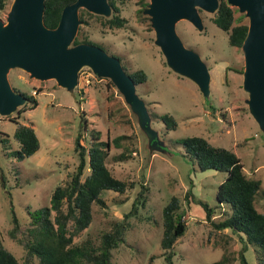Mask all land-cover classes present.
<instances>
[{
    "label": "rangeland",
    "instance_id": "rangeland-1",
    "mask_svg": "<svg viewBox=\"0 0 264 264\" xmlns=\"http://www.w3.org/2000/svg\"><path fill=\"white\" fill-rule=\"evenodd\" d=\"M11 1L0 14L2 19ZM148 1H118L120 15L126 18L121 27L110 28L104 23V18L111 14L96 16L83 12L77 33L116 55L126 72L142 68L147 73V80L136 84V92L149 110L151 127L164 141L163 151L151 150L147 133L114 83L97 76L88 66L79 70L78 84L71 91L59 86L55 79L39 80L18 67L8 72L12 87L34 94L38 101L34 108L16 117L33 126L39 138L40 147L33 154L20 160L10 154L19 145L13 137L16 111L3 115L0 123V241L19 261H23L25 249L8 234L12 226L11 210L24 227L29 220L28 208L49 204L54 187L67 184L77 166L75 137L80 134L81 142L88 146L91 130L100 131L101 139L125 137L120 146L111 142L106 164L115 176L136 184L125 193L105 191L104 204H92V219L74 237V243L99 245L102 233L130 210L138 183L148 187L145 205L128 218L125 241L111 250L109 264H164L160 246L162 206L171 195H177L186 207L184 193L189 187V177L193 179L197 198L209 205L218 202L216 190L225 172L213 168L201 170L192 165L177 138L201 135L214 145L233 150L244 171L261 179L255 206L264 211V131L245 101L248 93L242 84L241 46L229 44L226 31L211 20L214 12L198 8L203 20L201 30L187 19L177 21L175 29L184 45L197 51L208 66L210 90L204 96L192 79L166 64L154 42L149 16L143 12ZM233 8L236 18L243 15V21L248 22L243 12ZM37 88L40 90L36 93ZM163 113L174 116L177 121L174 129L167 128L160 119ZM197 206L193 205L184 215L187 229L174 245L175 264H209L224 255L231 264H238L237 251L242 245L238 235L229 229L210 231L209 223L196 211ZM220 209L216 208V216ZM254 248L248 244L245 251L249 264H257Z\"/></svg>",
    "mask_w": 264,
    "mask_h": 264
},
{
    "label": "trees",
    "instance_id": "trees-1",
    "mask_svg": "<svg viewBox=\"0 0 264 264\" xmlns=\"http://www.w3.org/2000/svg\"><path fill=\"white\" fill-rule=\"evenodd\" d=\"M74 0H45L43 20L46 26L55 27L59 21L62 8ZM125 0H108L112 13L105 17L104 23L112 27H121L126 18L120 15L117 2ZM8 0H0V14L5 9ZM143 5L145 3L143 2ZM83 12L94 14L84 8L79 9V17L83 20ZM211 20L222 30L226 31L230 45L241 46L247 33L248 24L243 21V15L234 16V8L226 0H219L216 11ZM95 43L78 33L73 44L78 42ZM101 45V44H100ZM134 82L147 80V73L138 68L129 72ZM21 91L26 100L16 109V126L13 137L18 147L10 154L20 160L36 152L40 147L39 138L33 126L16 119L23 111L34 108L38 101L34 94ZM40 89H36L37 93ZM167 128L174 129L177 121L173 115L163 113L159 115ZM85 126V123H84ZM123 135L109 139H101L100 131L91 130V141L88 146L81 142L80 134L75 137L74 150L78 162L72 172L69 182L65 185L57 184L50 194L49 204L28 208V223L22 227L14 210H11L12 226L8 230L9 236L21 244L25 251L23 261L7 249L0 241V264H109L112 249L125 241V230L129 227L130 216L137 214L140 207L147 201L148 187L139 182L138 189L131 202V208L124 213L122 219L115 221L111 228L101 235L99 245L74 243V237L86 228L92 219V204H104L102 195L107 190L125 193L133 188L135 181L127 182L115 176L106 164V157L110 153L111 142L120 146ZM181 143L185 154L192 165L204 170L213 168L225 172V178L216 190L217 203L209 205L207 201L197 198L189 177V187L184 193L186 207L182 206L181 198L171 195L162 206L163 232L160 238L164 264H175L176 241L184 235L187 223L184 215L197 204L196 211L200 217L209 223L210 231L221 232L229 229L236 233L242 243L237 251L238 264H249L245 256L248 244L254 245L257 264H264V211L255 206V198L259 192L261 179L250 175L243 169L240 157L230 148L214 145L201 135H186L176 139ZM124 153H121V156ZM195 168V167H194ZM221 208L218 216L216 208ZM209 264H231L230 258H222Z\"/></svg>",
    "mask_w": 264,
    "mask_h": 264
},
{
    "label": "water",
    "instance_id": "water-1",
    "mask_svg": "<svg viewBox=\"0 0 264 264\" xmlns=\"http://www.w3.org/2000/svg\"><path fill=\"white\" fill-rule=\"evenodd\" d=\"M248 18L247 33L241 44L244 56L243 89L249 112L264 131V0H226ZM219 0H149L143 12L154 29V42L176 73L192 79L203 93L209 94L210 72L206 62L194 49L187 47L176 32L180 19H187L197 29L203 28L198 8L215 12ZM45 0H12L5 19L0 17V114L9 115L26 100L11 86L8 72L21 68L30 77L55 79L69 91L78 84L79 70L88 66L97 76L109 78L137 117L149 137L151 150H164V141L151 127V116L136 92V83L120 60L95 43L73 44L80 17L79 9L109 16L108 0H74L66 4L55 27L44 23Z\"/></svg>",
    "mask_w": 264,
    "mask_h": 264
},
{
    "label": "built area",
    "instance_id": "built-area-1",
    "mask_svg": "<svg viewBox=\"0 0 264 264\" xmlns=\"http://www.w3.org/2000/svg\"><path fill=\"white\" fill-rule=\"evenodd\" d=\"M2 116H3V115L0 114V123L2 122Z\"/></svg>",
    "mask_w": 264,
    "mask_h": 264
}]
</instances>
